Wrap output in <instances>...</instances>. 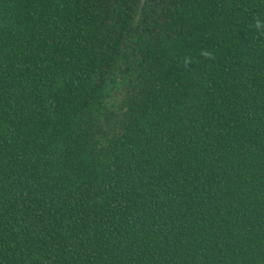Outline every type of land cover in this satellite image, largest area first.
Returning a JSON list of instances; mask_svg holds the SVG:
<instances>
[{
  "label": "trees",
  "instance_id": "1",
  "mask_svg": "<svg viewBox=\"0 0 264 264\" xmlns=\"http://www.w3.org/2000/svg\"><path fill=\"white\" fill-rule=\"evenodd\" d=\"M0 264H264V0H0Z\"/></svg>",
  "mask_w": 264,
  "mask_h": 264
},
{
  "label": "water",
  "instance_id": "2",
  "mask_svg": "<svg viewBox=\"0 0 264 264\" xmlns=\"http://www.w3.org/2000/svg\"><path fill=\"white\" fill-rule=\"evenodd\" d=\"M144 0H141V6L143 5Z\"/></svg>",
  "mask_w": 264,
  "mask_h": 264
}]
</instances>
